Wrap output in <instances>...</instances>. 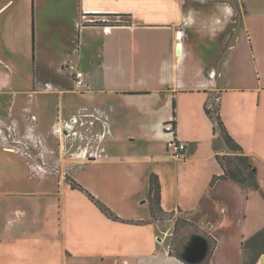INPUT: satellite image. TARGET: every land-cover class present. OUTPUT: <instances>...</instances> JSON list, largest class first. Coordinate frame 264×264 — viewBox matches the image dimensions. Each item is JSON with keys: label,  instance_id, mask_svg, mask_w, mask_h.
<instances>
[{"label": "crops", "instance_id": "obj_1", "mask_svg": "<svg viewBox=\"0 0 264 264\" xmlns=\"http://www.w3.org/2000/svg\"><path fill=\"white\" fill-rule=\"evenodd\" d=\"M243 1L0 7V264H188L169 243L178 218L214 242L199 264H242L241 243L264 228V0ZM213 99L258 190L209 185L229 154L205 113ZM172 120L181 160L166 147ZM151 175L168 218L152 217Z\"/></svg>", "mask_w": 264, "mask_h": 264}, {"label": "trees", "instance_id": "obj_2", "mask_svg": "<svg viewBox=\"0 0 264 264\" xmlns=\"http://www.w3.org/2000/svg\"><path fill=\"white\" fill-rule=\"evenodd\" d=\"M118 24L117 22H109L104 23L103 25L109 24ZM174 108V104H173ZM205 113L207 116L215 123L216 127L223 133V137L227 148L229 150V154H216L215 159L218 165L221 168V174L213 176L210 181V186H213L219 180H232L243 186H246L251 189L258 190L259 185L256 179V170L252 164L250 157L244 153L243 149L235 140L229 136L223 126L221 118L218 113V108L212 110L210 107L205 106ZM173 117L174 113H173ZM171 128L175 132V121L172 120L171 124H169ZM215 129V128H214ZM72 189L79 190L86 194L89 199H91L95 205L100 209L102 213H104L108 218L112 220L119 221V218L114 216V214L104 205H102L98 200H96L91 194H89L82 186L77 184L71 178L66 179ZM148 202L150 206V211L153 218L162 217L166 214L160 208V186L158 179L155 175H151L149 182V191H148ZM178 221L183 224H187L191 228L197 230V226L195 224L186 221L184 219L178 218L175 222L174 227L178 226ZM214 246V242H207V252L205 259L202 263H207L209 261V257L212 253ZM241 247L243 250V262L242 264H256L259 256L264 252V228L256 232L253 236L248 238L247 240L241 243ZM174 255L186 263L182 257L179 250L174 252ZM248 258V259H247Z\"/></svg>", "mask_w": 264, "mask_h": 264}, {"label": "rangeland", "instance_id": "obj_3", "mask_svg": "<svg viewBox=\"0 0 264 264\" xmlns=\"http://www.w3.org/2000/svg\"><path fill=\"white\" fill-rule=\"evenodd\" d=\"M7 1L9 0H0V7L5 4ZM15 1V6L20 4V0H14ZM234 1V3L236 5L239 4V0H232ZM246 1V0H244ZM243 1V2H244ZM248 1V0H247ZM250 1V0H249ZM31 5V4H30ZM244 37V35H243ZM246 35L245 37L243 38L244 41H246ZM249 40V39H248ZM249 44V43H248ZM247 44V45H248ZM46 97V96H45ZM52 100V102L54 103V98L53 96L50 98V101ZM212 110H215V108H217V102L215 99L212 100V105L210 107ZM56 110V109H55ZM54 117V116H53ZM54 120H56V118L54 117ZM48 123V122H47ZM46 126V131L48 132V134L52 135L53 137V142L55 143L56 142V135H54L53 133H55L54 131L52 132V128H51V124H47L45 125ZM56 134V133H55ZM164 218H168V216H165ZM176 222V221H175ZM178 226L177 227H172L171 229V232H170V235L168 236L169 238V243H170V246L172 248V250L174 251H177L179 250L180 253L182 252L183 250V247L189 242L190 239H192L194 236H197L195 234L196 231L191 228L190 226H188L187 224H183L181 223L180 221H178ZM175 225V224H174ZM248 259V258H247ZM258 263V262H257ZM256 263V264H257Z\"/></svg>", "mask_w": 264, "mask_h": 264}, {"label": "built area", "instance_id": "obj_4", "mask_svg": "<svg viewBox=\"0 0 264 264\" xmlns=\"http://www.w3.org/2000/svg\"><path fill=\"white\" fill-rule=\"evenodd\" d=\"M69 69L73 71V83L77 90L82 91L88 88L87 81L82 71L76 70L73 64L69 65ZM164 131L166 134L171 136V138L167 141L166 147L169 155L174 160H181L184 158L187 144L181 140H177L174 137V130L170 125L164 127Z\"/></svg>", "mask_w": 264, "mask_h": 264}, {"label": "water", "instance_id": "obj_5", "mask_svg": "<svg viewBox=\"0 0 264 264\" xmlns=\"http://www.w3.org/2000/svg\"><path fill=\"white\" fill-rule=\"evenodd\" d=\"M206 252L207 241L200 236H194L183 248L181 257L188 264H199L205 259ZM263 254L264 252L261 255ZM261 255L257 262L260 260Z\"/></svg>", "mask_w": 264, "mask_h": 264}, {"label": "bare ground", "instance_id": "obj_6", "mask_svg": "<svg viewBox=\"0 0 264 264\" xmlns=\"http://www.w3.org/2000/svg\"><path fill=\"white\" fill-rule=\"evenodd\" d=\"M257 264H264V254L261 255L260 260L258 261Z\"/></svg>", "mask_w": 264, "mask_h": 264}]
</instances>
